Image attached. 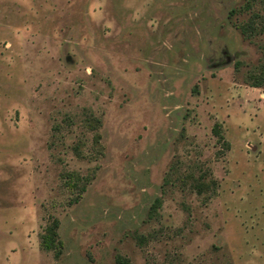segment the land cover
<instances>
[{
	"label": "rangeland",
	"instance_id": "rangeland-1",
	"mask_svg": "<svg viewBox=\"0 0 264 264\" xmlns=\"http://www.w3.org/2000/svg\"><path fill=\"white\" fill-rule=\"evenodd\" d=\"M263 63L264 0H0V264H264Z\"/></svg>",
	"mask_w": 264,
	"mask_h": 264
},
{
	"label": "trees",
	"instance_id": "trees-1",
	"mask_svg": "<svg viewBox=\"0 0 264 264\" xmlns=\"http://www.w3.org/2000/svg\"><path fill=\"white\" fill-rule=\"evenodd\" d=\"M233 13V11H231ZM250 30L252 27L247 25ZM241 34L246 33L245 27H240ZM247 84L252 88L264 89V63L259 66V68L255 71H252L248 74ZM221 138V137H220ZM204 184H197V191L200 192ZM159 205V200L156 199L154 204L152 205V209H155ZM57 228L58 222L54 220L51 225H49L44 233L41 235V246L46 251H54V257L58 258L60 254V246L61 242L57 238ZM115 264H129V262L123 257L117 255L115 257Z\"/></svg>",
	"mask_w": 264,
	"mask_h": 264
}]
</instances>
